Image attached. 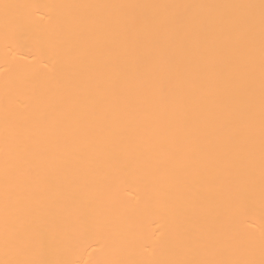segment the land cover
I'll return each instance as SVG.
<instances>
[{
	"label": "bare ground",
	"instance_id": "1",
	"mask_svg": "<svg viewBox=\"0 0 264 264\" xmlns=\"http://www.w3.org/2000/svg\"><path fill=\"white\" fill-rule=\"evenodd\" d=\"M35 261H264V0H0V264Z\"/></svg>",
	"mask_w": 264,
	"mask_h": 264
},
{
	"label": "snow or ice",
	"instance_id": "2",
	"mask_svg": "<svg viewBox=\"0 0 264 264\" xmlns=\"http://www.w3.org/2000/svg\"><path fill=\"white\" fill-rule=\"evenodd\" d=\"M5 9L11 7L10 5H4ZM27 264H45V262L35 261V262H27ZM219 264V262H218ZM261 264H264V261L261 262Z\"/></svg>",
	"mask_w": 264,
	"mask_h": 264
}]
</instances>
